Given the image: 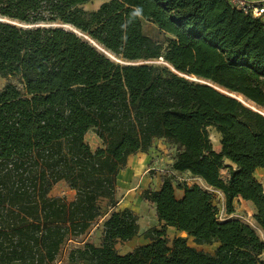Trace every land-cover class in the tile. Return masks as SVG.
Wrapping results in <instances>:
<instances>
[{
	"label": "trees",
	"instance_id": "obj_1",
	"mask_svg": "<svg viewBox=\"0 0 264 264\" xmlns=\"http://www.w3.org/2000/svg\"><path fill=\"white\" fill-rule=\"evenodd\" d=\"M89 1L0 0V75L20 83L0 91V264H57L71 243L67 264H264L252 226L221 221L198 183L177 197L168 177L141 194L162 230H147L150 242L127 254L116 249L140 232L134 210L116 209L119 173L160 139L178 150L175 171L221 191L229 215L236 198L252 202L264 231L255 177L264 169V22L227 0H110L88 13ZM143 20L172 36L166 48ZM159 59L167 64L145 63ZM62 181L73 200L51 195ZM100 219L97 246L85 237ZM169 227L218 244L215 253L182 236L170 244Z\"/></svg>",
	"mask_w": 264,
	"mask_h": 264
},
{
	"label": "rangeland",
	"instance_id": "obj_2",
	"mask_svg": "<svg viewBox=\"0 0 264 264\" xmlns=\"http://www.w3.org/2000/svg\"><path fill=\"white\" fill-rule=\"evenodd\" d=\"M107 1H110V0H90L88 3L82 5L81 7L86 12L90 13V12L98 10L99 7ZM143 28H144V32L148 36H150L154 41L162 44L165 48L168 46V40L170 38H172V36L170 34L165 33L156 24H154L150 21H146V20H143ZM99 48L101 50H103L101 47H99ZM107 54L113 60H115L117 62L126 63L125 61L119 59L118 57H115L111 53H107ZM145 63L157 64V65H166L167 64L164 59L149 61V62H145ZM192 79L196 80V81L204 82L203 80H199L196 77H192ZM11 83L20 86L18 78L13 77V76L2 77L0 75V91H2L6 85L11 84ZM234 96H236V95H234ZM237 97L240 100H242L243 102H245L247 105L254 107L253 104L246 101V99L243 96H237ZM260 110L264 113V109H260ZM210 136H211V140L215 141V138L213 136V133L211 134V131H210ZM86 141L90 144V146L94 150L101 146V141L99 140V138L95 134V132L92 130L87 133ZM160 142L161 141H155V143H154V145H155L154 147L157 148V150H159L161 153L164 151H167V154L169 156H172V155L176 156V154L178 153L176 146L166 142L168 144V146L166 145V147L163 148V147H161ZM162 145H163V143H162ZM153 161H151L150 163L153 164ZM162 165H160V166H162L165 169V171L169 170L167 167V165H168L167 163L163 162ZM141 171H142V176H141V178L138 179V181H137L138 186L132 192L133 194H131V192L130 193L127 192L125 194L123 193L122 196L118 195V197H120L121 199L126 198L124 203H122L123 205L126 204V202H131V204L135 206V208H136L135 213L139 217V224H140V229H141L140 235L137 238H135L129 242L116 244V249L120 254H127V253L133 251L136 247L146 243L148 241V240H145V237H144V233L146 230L153 229V228H157L158 230H162V227H163L157 218L155 207L149 203H146V202L141 203L138 199H139L140 191H143L147 188L156 189L160 186L161 180H160L158 175L164 174L165 171H158V169H155L154 166H150V165L149 166H143L142 165ZM221 174L224 178L228 177L229 170L227 169V167H225L221 170ZM166 177L167 176H163V179ZM170 178L172 179L176 189H182L183 186L188 183L186 177L181 173H179L178 175H171ZM256 178L264 186V176L258 175V177L256 176ZM190 182H191V184L196 183V181L193 179L190 180ZM213 194H214V203L219 208V219L221 221L235 218V216L237 214V216H239L245 223L252 226L258 233L259 226H258L257 222L255 221V219L253 218L252 209H251L252 205H250L251 203H248V201H245L243 199H240L239 201H237V199L234 200L235 212L233 214L229 215L226 213V200H225L224 195L220 192H213ZM51 195L54 197H64L67 200H73L75 197V191L72 190L66 182L62 181V182H59L57 185L54 186V188L52 189ZM137 201H139V202H137ZM103 206L105 208L104 210L106 211V203H103ZM103 219H100L94 225L91 233L87 237H85V239H87V240L89 239L92 243H94L97 246H99L101 244V241H102ZM259 234H260V232H259ZM178 236L186 237L188 239L189 245L196 246L198 249L204 250L206 252L215 253V250L217 248L216 244H213V245H196L192 238L187 237L186 233L180 232L177 229L172 228V227L167 228L165 237L169 239L170 244H172L174 238H176ZM260 237L264 240V238L261 236V234H260ZM73 245H74V243H71L67 247L65 253L63 254V256L61 257V259L59 260V262L57 264H67V254Z\"/></svg>",
	"mask_w": 264,
	"mask_h": 264
},
{
	"label": "crops",
	"instance_id": "obj_3",
	"mask_svg": "<svg viewBox=\"0 0 264 264\" xmlns=\"http://www.w3.org/2000/svg\"><path fill=\"white\" fill-rule=\"evenodd\" d=\"M248 1L255 2V1H258V0H248ZM210 131H211V134L213 133V136L215 138V141H212L213 142V145H214V148H215L216 151L219 152L221 150V135L214 128H212ZM157 141H161L160 142V145L163 148L166 147V145L168 146V144L166 143L167 141L165 139H160V140H157ZM162 143H163V145H162ZM154 146L155 145H153V147L150 148L147 152H139V153H137L135 155H132L129 158L127 167L119 173V176H118V194H117V198L119 200V203H118V205L116 207L117 210H123L125 208H130V209L136 211L135 206L132 205L131 202H126V204L123 205L122 203H124V201L126 200V198L125 199H121L120 197H118V195L119 196H122L123 193L125 194L127 192L128 193L131 192V194H133L132 192L138 186L137 181L142 176V171H141L142 165L143 166H149V165L150 166H154V168L155 169H158V171H165V169L162 167L163 166L162 163L165 162V163L168 164L167 165L168 169H172V165H173V163L175 161L176 156L175 155L169 156L167 154V151H164V152L161 153ZM151 161H153V164L150 163ZM227 164H232V163L227 160ZM160 165H162V166H160ZM179 173H181V172H178V174ZM256 173L258 175L264 176V169L259 168V169H257ZM181 174H183L186 177V179H188V183H187L188 185H192L191 182H190V180L193 179V180L196 181V183L200 184L201 186H204V187L208 188L209 190H211L213 192H220V193H222L219 190H214L212 188L207 187L206 184H205V182L202 179L192 176L191 173H189V172H183ZM158 176H159V178L161 180V183H160V186H161L162 180H163V176H165V175L164 174H159ZM225 179H228V177H225ZM159 187L156 188V189H159ZM143 191H140V193H139V199L138 200L141 203L145 202L143 200L142 196H141V194H142ZM183 195H184V191L182 189H176V196L177 197L181 198ZM236 199H237V201L240 200V198H236ZM139 201H137V202H139ZM248 203H251L250 205H252V208L251 209H252V215H253V218H254L255 214L257 213V210H256V208H255V206H254V204L252 202L248 201ZM235 219L242 220L239 216H237V214L235 216ZM140 232H139V235H140ZM259 232H260L261 236L264 238V231L260 227L258 228V234H259ZM137 237H135V238H137ZM145 240H148V239H145ZM149 242H150V240H148L144 244H147ZM216 245L218 246V244H216Z\"/></svg>",
	"mask_w": 264,
	"mask_h": 264
},
{
	"label": "built area",
	"instance_id": "obj_4",
	"mask_svg": "<svg viewBox=\"0 0 264 264\" xmlns=\"http://www.w3.org/2000/svg\"><path fill=\"white\" fill-rule=\"evenodd\" d=\"M227 1L233 8L244 12L246 15H249L254 19H260L264 22V0H258L255 2H250L248 0H227ZM164 175L170 178L171 175H178V172L172 168L165 171Z\"/></svg>",
	"mask_w": 264,
	"mask_h": 264
},
{
	"label": "bare ground",
	"instance_id": "obj_5",
	"mask_svg": "<svg viewBox=\"0 0 264 264\" xmlns=\"http://www.w3.org/2000/svg\"><path fill=\"white\" fill-rule=\"evenodd\" d=\"M256 176L258 177V174H257V173H255V177H256Z\"/></svg>",
	"mask_w": 264,
	"mask_h": 264
}]
</instances>
